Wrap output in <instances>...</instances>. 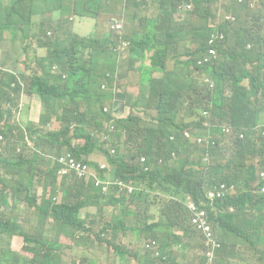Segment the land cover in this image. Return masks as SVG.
<instances>
[{
    "label": "trees",
    "instance_id": "obj_1",
    "mask_svg": "<svg viewBox=\"0 0 264 264\" xmlns=\"http://www.w3.org/2000/svg\"><path fill=\"white\" fill-rule=\"evenodd\" d=\"M222 7L228 16L219 22ZM171 8L180 15L171 17ZM20 11L42 21L37 32L14 46L19 55L2 58L0 103L22 92L40 106L41 119L24 127L8 123L4 133L0 131L4 148L0 153V264H68L57 241L48 239L51 231L71 236L75 246L89 241L95 246L100 241L92 234L95 221L88 225L81 217L87 205L97 206L101 214L108 206L115 215L102 229L103 233L112 230L114 240L105 242L112 256L122 260L124 251H132L115 241L119 230L132 228L142 241L150 239L145 247L133 248L131 257L139 264H180L189 253L205 248L202 235L190 223L189 199L207 209L213 238L221 244L212 264H264V209H259L264 205V194L259 192V173L264 170V10L237 0H161L159 7L149 0H65L60 7L54 0H0V19L1 12ZM67 15L93 18L98 31L79 36ZM114 18L123 23L118 35L111 29ZM104 24L107 31L101 28ZM218 31L225 38L217 43V58L198 64L196 57L208 51V39ZM61 37L69 44L62 45ZM121 39L127 40L128 49L121 48ZM120 51L121 60L132 69L131 83L140 87L134 104L145 102L136 110L143 112L142 118L134 115L125 122L112 121L104 110L112 92L103 90V85L113 88L116 75L102 80L98 90L93 83L103 74L88 65L94 57L106 62ZM172 58L175 66L159 76ZM18 64L22 72L17 71ZM81 70L89 74L87 88L79 84ZM196 76L213 81L214 89L206 93L198 88L201 81ZM204 110L214 121L209 129L202 126ZM112 126L119 132L109 134ZM190 126L204 133L202 142L187 139ZM227 128L233 135L227 134ZM105 135L117 139L116 154L105 151L112 177L130 180L133 192L109 185L105 194L96 186L107 175L104 162L94 168L91 154L102 149L99 143L110 141L102 142ZM72 151L84 158L86 171L74 174L75 179H59V158ZM10 155H17L18 161L14 163ZM142 155L144 163H140ZM220 183L235 184L236 189L212 202L208 190ZM40 184L44 186L41 198ZM59 190L63 195L58 200ZM10 198L32 210L39 234L27 232L26 220L16 214ZM120 210L123 217L116 215ZM129 220H134L133 226L127 224ZM14 235L35 243L25 248L34 252L33 257L12 248ZM152 238L163 240L165 249H159ZM244 239L250 241L249 249L241 245ZM83 257L87 264H97L91 255Z\"/></svg>",
    "mask_w": 264,
    "mask_h": 264
},
{
    "label": "rangeland",
    "instance_id": "obj_2",
    "mask_svg": "<svg viewBox=\"0 0 264 264\" xmlns=\"http://www.w3.org/2000/svg\"><path fill=\"white\" fill-rule=\"evenodd\" d=\"M149 2L151 4H155L157 7H159V5L161 4V0H149ZM218 4H215L213 9H216ZM171 17H173V15L175 14V16H179V12L177 11V9L175 8H171ZM56 16H59V14H56ZM228 16V12H226V9L224 7L221 8L220 10V15H219V22L222 21V18L226 19V17ZM71 21V20H70ZM107 24V23H106ZM106 24H104L101 28L104 29L105 31H107V27ZM123 24V23H122ZM73 26H75L76 30L75 32L82 37H88L89 35L93 34L96 30L98 31V27L96 26V20H94L91 17H87V18H78L75 21V25H74V21H73ZM123 32V30H122ZM52 35V34H49ZM61 40H63L62 45H68L69 42L67 40L64 39V37L60 38ZM127 40L126 39H122L121 40V48H125V44H126ZM118 55H114L111 56L110 59L108 61H102L99 59V57H94L91 61L88 62V65L91 68H94L96 70H98L100 73L103 74L102 79H99L98 81L94 82L93 85L95 87L98 88V90H101V84H102V80L108 81L110 79L109 76L114 77L115 75H117L119 78H123L122 81L124 82L123 87H125V79L124 77H132L131 73L132 70H129V67H127V64L123 63V60H121L120 56L122 54V52H118ZM10 57H14L16 54L12 51L8 54ZM7 64H11L13 62V60H9L6 61ZM4 63V60L2 59V56H0V65ZM176 63V59L172 58L170 59L168 68L166 70H164L163 72H161L159 74V76H162L163 73L165 71H167L168 69H172L175 66ZM18 66L20 67L18 69V72H21V65L18 64ZM132 68V65H130ZM89 70V69H87ZM87 70H81L78 71V73H80L81 76V80H79V84L85 88H87L90 85V81H89V74L87 72ZM197 77V76H196ZM201 82H199V85L197 86L198 88L204 90L206 93H208V90H213L214 88H209L206 83L201 79L202 77H197ZM133 80H135V77L132 78ZM103 90H111V92L113 91V89H109V86L107 85V88H102ZM140 90V87L136 85V92L137 90ZM193 88H187L186 90H192ZM140 94V93H139ZM111 95H109L106 98H110ZM139 97V95L136 94V97L131 100L129 102V108L127 113L125 114V116L122 118L121 122H125L127 121L130 116H134V115H138V118H142L143 112L140 113H136V110H141V107H144L145 102L143 101H139V105H135L134 104V100H136ZM45 100H49L52 101L51 97H45ZM19 103H24V101L28 102L29 99L25 94H21L19 99L16 100ZM6 103V101H3ZM68 107H71V104L67 105ZM2 110V117L4 119H9L8 117L12 116V108L10 105H8L6 108L1 109ZM111 114V113H110ZM16 115V114H15ZM112 115V114H111ZM14 116V114H13ZM7 121V120H6ZM12 124H15L16 121L13 120L11 122ZM6 127H4V124H2L0 131L3 134L5 131ZM45 129V128H44ZM119 131L115 128L114 133H118ZM113 133V132H112ZM125 137L122 138V141L124 142ZM117 139L116 138H111V140L107 143H104L102 145V149H94V151L92 152L93 154H91V158L93 159L92 164L94 166V168H96L95 164L100 165L101 163L107 161V156L105 151H107L108 153H110L111 155L116 154L117 148L114 146V142H116ZM99 142V140H98ZM112 149H115V152H112ZM11 156V155H10ZM14 163H16L18 161L17 155L15 156H11L9 157ZM109 161V160H108ZM139 161L136 162V164H138ZM112 166H111V170H112ZM23 169L26 170L27 169V165H23ZM97 169V168H96ZM39 171V169H37ZM110 176L112 178V174L110 173ZM58 177L59 179L60 174L58 173ZM39 179V178H37ZM60 185V182H59ZM49 190V188H48ZM44 192V186L43 185H39L38 189H37V193L38 196H42ZM63 193L61 190H59L58 192V200L62 197ZM94 195V193H93ZM159 200L161 199V196L158 198ZM9 204L11 206H13L16 209V214L19 215L20 217H22L23 219L26 220V230L29 232V234H33L36 231V226H37V217L36 215L32 212V210H29L26 205L22 204V202L19 199H13L10 198L9 199ZM259 209L262 211L264 209V205H260ZM123 212H121V210L116 214L118 216L123 217ZM161 213L157 211V216H160ZM81 217L83 218V220L88 224L91 225L92 221H95V224L92 225V229H93V237H98L100 238V241L97 242L95 244V246H90V245H85V244H81L79 246H75L73 239L71 238V236L67 235V234H61L59 236V242L63 245V249L65 250L66 254H67V263L68 264H87L88 260L83 257L84 253H87L88 255H91L97 262V264H139L138 261H136L134 258L131 257L134 245H142V247H145L147 242L150 239L147 240H143L138 238V231L137 229H132V228H128L126 230H119L116 234V237H118V239H116V242H121L123 243L125 246L130 247V249H132V251L128 252V251H124L126 252L124 258L121 260L120 257L118 256H112L111 250L109 248H107V244L105 243L107 240H114V238L112 237V230L108 229L107 233H103L102 229L105 226L106 222H111L113 220H115V215H112L111 211L108 210L107 207H105L104 210V214H101L98 212V208L95 205H87L85 207H83L81 209ZM52 222H48V224H51ZM127 224L129 226H133L134 225V220H129L127 222ZM47 237V236H45ZM56 237V232L55 231H51V233L49 234V240H53ZM253 242H257L256 238L252 239ZM249 243L250 241H248L247 239H244L241 242V245L245 248V249H249ZM251 254V253H250ZM199 258L202 260V257L199 255ZM35 264V263H34Z\"/></svg>",
    "mask_w": 264,
    "mask_h": 264
},
{
    "label": "built area",
    "instance_id": "obj_3",
    "mask_svg": "<svg viewBox=\"0 0 264 264\" xmlns=\"http://www.w3.org/2000/svg\"><path fill=\"white\" fill-rule=\"evenodd\" d=\"M238 3H245L248 2L252 8H264V0H237ZM187 10L192 9L191 4L186 5ZM122 23L118 19H114L111 22V29L114 31V33H121L122 31ZM225 38V35L222 33V31H218L213 34L211 38L208 39V46L209 49L206 53H201L198 57H196V60L198 64L204 65L207 62L211 61L214 58H217L218 56V50L216 46L218 45L221 40ZM205 82L208 83L211 87L214 86V82L210 81L209 79H205ZM105 111H107V108H105ZM111 132H114L115 127L112 126L110 128ZM226 132L229 136L233 135V130L230 128L226 129ZM264 134V132H263ZM203 134H199L195 136L189 129L185 131V136L187 139H194L198 142L203 141ZM241 138H244V134H241ZM104 141L109 139L108 135H105L103 137ZM112 152H115V149H112ZM54 161V158L51 156H48ZM146 161V156L142 155L140 157V163H144ZM59 162L61 163V167L59 169L60 177L67 178H74V174L82 175L87 168V165L84 161V159L79 158L73 151L68 153L66 156H61L59 158ZM108 164L103 163V168H107ZM260 189L259 192L264 194V170L260 171ZM113 184L112 181L109 179L105 181H96V185L102 187L104 192H107L109 190V185ZM117 186H120V189L122 191L129 190L134 191V185L129 180L128 182L123 180H118L114 182ZM236 189L235 184H227V183H220L215 186H212L208 190L207 197L210 201H215L217 199L223 200L225 197H227L229 194L233 193V191ZM187 209L190 213V223L194 227L197 228L199 233L202 235L200 236L201 244L205 245V248L202 249L203 254L206 256V264H212L214 259L216 258L217 251L221 247V244L213 238V232H212V226L211 221L209 220V213L207 212V209L200 208L196 202L192 199H189L186 203ZM232 211L234 210V207L230 208Z\"/></svg>",
    "mask_w": 264,
    "mask_h": 264
},
{
    "label": "crops",
    "instance_id": "obj_4",
    "mask_svg": "<svg viewBox=\"0 0 264 264\" xmlns=\"http://www.w3.org/2000/svg\"><path fill=\"white\" fill-rule=\"evenodd\" d=\"M64 2H65V0H54L56 7L62 6ZM1 13H3L5 20H7V21L8 20L10 21V19L12 20V22L11 21L9 22V26L0 32V47H1L2 58H7V57L8 58H14V57H10L8 54L12 51L14 53H16L14 50V46L20 45V42L23 38H27L29 36H32L35 32H37L40 29V23L42 20L37 18V17H26L25 21L23 22L22 18H21L22 14H23L22 11L16 12L15 15L11 18L8 17V13H4V12H1ZM67 16L70 18V20L74 21V25H75V21L78 18H87V17L74 16V15H67ZM16 54L19 55V53H16ZM123 63L127 64V62H124V61H123ZM18 69H17V71H18ZM129 70H132V69H129ZM21 72H22V69H21ZM122 79L123 78H119L117 75L115 76V82H114V85L112 88L113 91L111 93V97L106 102V106H108L111 109L110 113L115 118H123L128 111L129 102L131 101V99L136 97V85L131 83V77H124L125 87H123L124 82L122 81ZM109 92H110V90H109ZM21 94H23V93L20 92L18 94V96H16L15 99L10 98L8 96L10 102L15 104V106H14L15 108L18 107L21 109L24 106V112L22 114H20L19 116H17V118H16L17 124L20 126H24L29 121L38 123L40 121V118H41L40 106L33 103L32 99L27 95L26 96L29 99L28 102H26V101H24V103L17 102L16 100L19 99ZM10 119L14 120L15 118L10 117ZM6 120H8V119L3 118L0 121V128H1L2 124H4L6 122ZM105 162H107V161H105ZM41 197L42 196H40L39 198H41ZM105 207H107L109 210L108 206H104V210H105ZM23 223L25 225H27L26 222H23ZM37 234H39V231L36 228L35 233H33L31 235H37ZM61 234H64V233L58 234L56 232V237H55V239H53V241H57L58 247H60L59 253L61 254L62 257L67 259V254H66L65 250L62 248L63 245L59 242V236ZM97 242H99V241H95L94 243L96 244ZM91 243L92 242L89 241L86 243V245H91ZM140 245H134V247L140 246ZM160 245H161L160 249H165V245L163 244V240H160ZM189 245H196V243L191 242V243H189ZM24 246L34 247L35 244L34 243L26 244L22 237L14 236L13 248L17 251L22 252V253H26V255L32 256V253L24 251ZM197 252L198 251L189 253L183 260L179 261L180 264H197V258H196ZM220 257H222V255Z\"/></svg>",
    "mask_w": 264,
    "mask_h": 264
},
{
    "label": "clouds",
    "instance_id": "obj_5",
    "mask_svg": "<svg viewBox=\"0 0 264 264\" xmlns=\"http://www.w3.org/2000/svg\"><path fill=\"white\" fill-rule=\"evenodd\" d=\"M238 2V1H237ZM65 3V2H64ZM221 4L222 3H220V6H221ZM254 9H263L264 10V8H262V7H259V8H254ZM15 15V13H12V14H10V13H8V17H13ZM26 17L27 16H25L24 14H22V21L24 22L25 21V19H26ZM114 19H117V18H114ZM113 19V20H114ZM119 20V19H118ZM10 21L12 22V20L10 19ZM9 20L7 21V20H5L4 19V16H3V13H1V19H0V32L2 31V30H4L5 28H7L8 26H9V22H10ZM121 23H122V21L121 20H119ZM123 25V24H122ZM122 30H123V27H122ZM122 32V31H121ZM48 34H52V32H49ZM115 35H118V33H114ZM49 36H52V35H49ZM122 40V39H121ZM120 40V41H121ZM127 43V42H126ZM125 48H129V47H126V44H125ZM0 56H2V54H1V47H0ZM205 82V81H204ZM206 83V82H205ZM208 86H209V88H212L208 83H206ZM103 88H107V86L106 85H103ZM6 103L5 102H2V103H0V110L1 109H4V108H6L8 105H10L11 106V108H12V116H10V117H13V118H15L14 120L16 121V118H17V116H19L20 114H22L23 112H24V106L20 109V108H15L14 106H15V104L14 103H12V102H10V100H9V98H7L6 100ZM105 108H107V111H105V112H111V109L108 107V106H106L105 105ZM105 108H104V110H105ZM13 114H14V116H13ZM16 114V115H15ZM202 115H203V117H204V119H203V121H202V126L204 127V128H206V129H209L212 125H213V123H214V121L212 120V117H211V114L209 113V111H207V110H204L203 111V113H202ZM10 117H9V119L4 123V127H6L7 126V124L8 123H11L13 120H11L10 119ZM112 117H113V120L112 121H115V120H117V119H121V118H115L113 115H112ZM41 119V118H40ZM29 122H32V121H29ZM40 122V121H39ZM38 122V123H39ZM17 123V122H16ZM35 123V122H34ZM37 123V124H38ZM24 127V126H23ZM187 129H189L195 136H197V135H199V134H204V133H201L200 132V130H198V128H195V127H193V126H190V127H187ZM186 129V130H187ZM108 132H109V134H111L112 132H111V130L110 129H108ZM103 137L104 136H102V142H104V139H103ZM30 138L27 136V140H29ZM110 140V137H109V139L108 140H106V141H109ZM4 151V148H2L1 146H0V153H2ZM79 158H81V159H84L83 157H79ZM104 163H106V164H108V167L107 168H103V170H104V172L106 173V175H107V179H109L110 181H112L113 182V184H111V186H115L116 184H114V182H116V181H118V180H123V179H115V178H111V176H110V173H111V164L109 163V161H107V162H104ZM69 179H72V178H69ZM73 179H75V178H73ZM123 181H125V180H123ZM126 182H128V181H126ZM88 183V182H87ZM97 186V185H96ZM97 187H100V186H97ZM101 189H102V187H100ZM102 191H103V189H102ZM110 192V189L107 191V192H104L103 191V193H105V194H107V193H109ZM133 192V191H132ZM26 226V225H25ZM14 236H20V237H22L23 239H24V241H25V238H24V236H22V235H14ZM14 236L12 237V248H13V238H14ZM153 239V241H154V243L159 247V249H160V239H154V238H152ZM25 243L26 244H30V243H28V242H26L25 241ZM31 243H34V242H31ZM35 244V243H34ZM36 246V245H35ZM34 246V247H35ZM28 246H24V251L25 252H29V253H32V256H29V255H26V253H22V252H20V251H18V252H20L21 254H24V255H26V256H29V257H33L34 256V252L33 251H31V250H27V249H25V248H27ZM28 248H33V247H28ZM14 249V248H13ZM15 250V249H14ZM15 251H17V250H15ZM60 252V251H59ZM199 255L202 257V260L199 258ZM196 258H197V264H206L205 262H206V256L203 254V252H202V250H198V252H197V256H196Z\"/></svg>",
    "mask_w": 264,
    "mask_h": 264
}]
</instances>
